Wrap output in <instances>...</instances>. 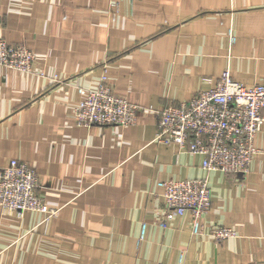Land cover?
<instances>
[{
  "label": "crops",
  "instance_id": "1",
  "mask_svg": "<svg viewBox=\"0 0 264 264\" xmlns=\"http://www.w3.org/2000/svg\"><path fill=\"white\" fill-rule=\"evenodd\" d=\"M114 2L0 0V38L36 56L32 73L0 66V169L32 166L56 210L17 218L0 208V264H179L182 252L184 264H264V130L242 178L156 140L159 110L224 71L264 84V0ZM105 68L114 92L141 108L132 126L75 122L79 88L96 89ZM203 177V234H191L189 214L160 227L158 183ZM213 226L237 237L215 242Z\"/></svg>",
  "mask_w": 264,
  "mask_h": 264
},
{
  "label": "built area",
  "instance_id": "2",
  "mask_svg": "<svg viewBox=\"0 0 264 264\" xmlns=\"http://www.w3.org/2000/svg\"><path fill=\"white\" fill-rule=\"evenodd\" d=\"M111 2L117 5L114 0ZM35 60V54L25 45L0 38V66L32 73ZM79 93L83 98L73 113L79 126H132L141 110L114 92L106 68L96 89L79 88ZM158 116V142L202 156L206 172L221 171L242 178L249 173L258 152L255 138L264 130V84L239 82L224 71L213 88L201 91L187 102L162 107ZM158 186L164 213L157 224L166 229L174 218L189 214L191 234H203L202 218L212 207L208 178L167 180ZM38 190L39 175L29 164L12 160L0 169V208L17 218H23L27 212L49 217L56 212ZM146 230L147 224L143 223L139 242L144 240ZM210 236L215 242H223L237 237V232L226 226H213ZM184 260L182 252L179 264H184Z\"/></svg>",
  "mask_w": 264,
  "mask_h": 264
}]
</instances>
